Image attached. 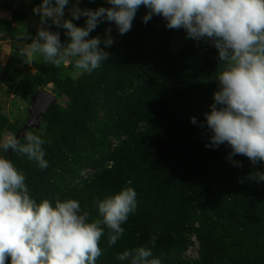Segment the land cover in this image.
<instances>
[{
    "label": "rangeland",
    "instance_id": "rangeland-1",
    "mask_svg": "<svg viewBox=\"0 0 264 264\" xmlns=\"http://www.w3.org/2000/svg\"><path fill=\"white\" fill-rule=\"evenodd\" d=\"M41 2L0 0V142L10 134L22 138L38 92L53 96L27 128L48 141V168L0 148V156L24 173L30 195L53 205L76 199L94 219L97 201L125 187L137 192V209L111 247L105 228L97 264H122L117 254L140 246L151 247L161 264H264V181L248 179L264 164L237 155L238 168L226 159L228 146L205 147L204 113L214 103L222 69L211 42L186 38L159 16L144 24L147 9L141 6L127 34L107 21L90 33L103 38L111 27L114 38L105 48L109 60L92 74L63 72L71 63L57 68L39 57L29 65L18 51L37 34L40 17L33 8ZM109 6L106 0L80 3L93 10ZM85 19L73 23L84 26ZM50 30L67 40L66 30Z\"/></svg>",
    "mask_w": 264,
    "mask_h": 264
},
{
    "label": "clouds",
    "instance_id": "clouds-1",
    "mask_svg": "<svg viewBox=\"0 0 264 264\" xmlns=\"http://www.w3.org/2000/svg\"><path fill=\"white\" fill-rule=\"evenodd\" d=\"M80 3L74 0V6L67 7L70 0H42L33 8L40 26L35 37H28L31 43L18 51L25 63L31 65L39 57L45 65L59 68L71 63L74 74H92L109 60L105 48L114 44V38L111 27L103 38L90 33L107 21L120 35L127 34L143 6L144 24L153 16L162 17L166 28L183 29L188 39L210 41L218 52L222 69L214 103L204 113L210 133L205 147L228 146L226 159L238 168L243 165L233 160L237 155L253 166L264 164V0H106L109 7L95 10L81 8ZM66 7L71 19L65 18ZM81 17L86 18L84 26L73 23ZM53 25L66 30L65 42L59 31L50 30ZM191 123H197L196 117ZM46 143L26 129L22 138L8 135L0 148L26 156L44 170L49 166ZM248 179L264 181V171H252ZM25 181L24 173L0 156V264H7L9 258L10 264H97L105 228L111 247L124 236L122 225L137 209V192L125 187L97 201L99 218L90 219V212L82 211L76 199H57L54 205L46 198L37 202ZM157 239V235L150 238L152 247ZM117 259L122 264H161L148 246L124 250Z\"/></svg>",
    "mask_w": 264,
    "mask_h": 264
},
{
    "label": "water",
    "instance_id": "water-1",
    "mask_svg": "<svg viewBox=\"0 0 264 264\" xmlns=\"http://www.w3.org/2000/svg\"><path fill=\"white\" fill-rule=\"evenodd\" d=\"M52 101L53 96L45 91L38 92L36 96H34L33 104L29 109V119L27 123L23 125L19 135L23 134L27 128H31L36 125L38 116L49 106Z\"/></svg>",
    "mask_w": 264,
    "mask_h": 264
},
{
    "label": "trees",
    "instance_id": "trees-1",
    "mask_svg": "<svg viewBox=\"0 0 264 264\" xmlns=\"http://www.w3.org/2000/svg\"><path fill=\"white\" fill-rule=\"evenodd\" d=\"M73 70V66L70 64V66L66 69V70H64L63 72H67V73H69V72H71ZM54 82L56 83V84H59V82H58V80H54ZM109 133H112V132H109ZM16 134H18V132H16ZM206 259H204V260H202V262L200 263V264H205L206 262H207V260L205 261ZM165 264H177V262L175 261V260H169L167 263H165ZM189 264H193V263H189Z\"/></svg>",
    "mask_w": 264,
    "mask_h": 264
}]
</instances>
